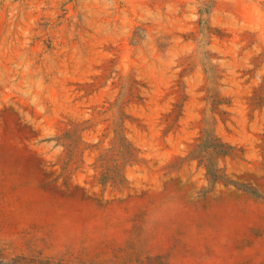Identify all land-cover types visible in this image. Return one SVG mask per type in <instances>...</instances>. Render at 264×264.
Segmentation results:
<instances>
[{
    "label": "rangeland",
    "instance_id": "1",
    "mask_svg": "<svg viewBox=\"0 0 264 264\" xmlns=\"http://www.w3.org/2000/svg\"><path fill=\"white\" fill-rule=\"evenodd\" d=\"M0 264H264V0H0Z\"/></svg>",
    "mask_w": 264,
    "mask_h": 264
}]
</instances>
